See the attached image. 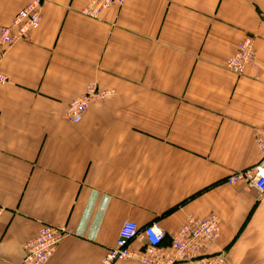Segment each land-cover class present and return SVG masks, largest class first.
<instances>
[{"label":"crops","instance_id":"0c3cea01","mask_svg":"<svg viewBox=\"0 0 264 264\" xmlns=\"http://www.w3.org/2000/svg\"><path fill=\"white\" fill-rule=\"evenodd\" d=\"M29 1L0 0V27ZM88 2L42 0L39 28L0 47V264H21L44 225L67 232L45 264H103L125 222L167 245L209 215L208 254L264 264V194L225 182L261 159L264 0H125L98 20ZM244 36L259 69L237 77L224 64ZM90 83L115 94L73 124Z\"/></svg>","mask_w":264,"mask_h":264},{"label":"built area","instance_id":"2783aa9c","mask_svg":"<svg viewBox=\"0 0 264 264\" xmlns=\"http://www.w3.org/2000/svg\"><path fill=\"white\" fill-rule=\"evenodd\" d=\"M122 4L123 0H89L80 13L85 18L98 20L104 12ZM41 7L42 0H30L13 16L8 26L0 27L2 53L6 47L24 40L28 33L39 28ZM256 68L252 40L250 37H244L236 51L226 61V69L235 74L244 75L246 70ZM8 82V77L0 71V86ZM114 94L111 89L100 88L96 83H90L80 97L68 103L65 117L71 123H78L92 104L104 102ZM254 139L261 153L260 161L250 169L230 176L227 184L234 185L242 182L262 195L264 194V128L254 132ZM66 236L67 232L62 228L42 226L33 239L24 242L21 264H45ZM218 236L219 222L213 215L188 219L170 237L169 243L165 246L163 243L166 233L159 226L151 224L139 227L125 222L118 231L115 246L106 252L103 264L127 260L141 264H227L223 252L216 254L206 252L208 246L213 244ZM134 241H142L144 247L140 250L131 249L130 243Z\"/></svg>","mask_w":264,"mask_h":264},{"label":"rangeland","instance_id":"374dc122","mask_svg":"<svg viewBox=\"0 0 264 264\" xmlns=\"http://www.w3.org/2000/svg\"><path fill=\"white\" fill-rule=\"evenodd\" d=\"M124 1H125V0H123V3H124ZM122 5H123V4H122ZM122 5H121V6H122ZM121 6H119V7H121ZM119 7H114V8H119ZM93 20H94V19H93ZM1 27H2V26H1ZM244 37H250L251 40H252V43H253V39H252L251 36H244ZM244 37H243V38H244ZM243 38H242V39H243ZM240 42H241V41H240ZM240 42H239V43H240ZM239 43H238V44H239ZM238 44H237V46H238ZM14 45H15V44H14ZM237 46H236V48H237ZM9 47H11V46H9ZM9 47H6V48H9ZM253 49H254V43H253ZM235 51H236V49H235ZM235 51H234V52H235ZM234 52H233V53H234ZM254 52H255V50H254ZM232 55H233V54H232ZM232 55H231V56H232ZM229 58H230V57H229ZM229 58H228V59H229ZM1 59H2V56L0 57V62H1ZM228 59H227V60H228ZM227 60H226V61H227ZM255 60H256V62H257V59H256V53H255ZM224 68H225L226 71L230 72L231 74H233V75H235V76H237V77H242V76H243V75L235 74L233 71H229V70H227V69H226V62H225V64H224ZM258 69H259V66H258V62H257V68L254 69L253 71H257ZM248 70H252V69H248ZM248 70H246V72H247ZM246 72H245V74H246ZM245 74H244V75H245ZM78 123H79V122H78ZM73 124H77V123H73ZM248 169H250V168H248ZM245 170H247V169H245ZM242 171H244V170H242ZM238 172H241V171H238ZM235 173H237V172L232 173L230 176H232V175L235 174ZM230 176H228V177L226 178V180H225L226 183H227V180H228V178H229Z\"/></svg>","mask_w":264,"mask_h":264},{"label":"trees","instance_id":"16d2710c","mask_svg":"<svg viewBox=\"0 0 264 264\" xmlns=\"http://www.w3.org/2000/svg\"><path fill=\"white\" fill-rule=\"evenodd\" d=\"M166 239V238H165ZM164 242H165V240H164ZM163 246H165V245H163Z\"/></svg>","mask_w":264,"mask_h":264}]
</instances>
